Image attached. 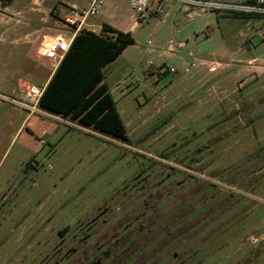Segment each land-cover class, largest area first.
Here are the masks:
<instances>
[{
  "label": "rangeland",
  "instance_id": "obj_1",
  "mask_svg": "<svg viewBox=\"0 0 264 264\" xmlns=\"http://www.w3.org/2000/svg\"><path fill=\"white\" fill-rule=\"evenodd\" d=\"M90 1L0 0V264H83L97 227L140 224L147 198V223L183 230L142 264H264V17L163 0L142 20L106 0L89 26L135 38L104 68L121 141L14 102L55 69L42 47L68 3Z\"/></svg>",
  "mask_w": 264,
  "mask_h": 264
},
{
  "label": "trees",
  "instance_id": "obj_2",
  "mask_svg": "<svg viewBox=\"0 0 264 264\" xmlns=\"http://www.w3.org/2000/svg\"><path fill=\"white\" fill-rule=\"evenodd\" d=\"M232 15H245L248 18L259 16L243 12ZM133 43L135 38L130 31L121 30L107 22L102 25L101 32L88 29L79 31L48 80L39 105L112 138L126 140L128 131L105 80L104 68ZM138 225L121 227L124 229L122 235L128 236L124 243L119 242V238H116L118 242L109 241L116 228H109L110 235L107 238L100 231L97 236L98 252L93 251V244L89 245L82 249L81 259L77 261L83 264H132L142 258L140 264L146 263L152 256H163V250L160 249L173 237L164 243L160 241L166 240V236L175 231L183 230L158 226L150 230L149 227ZM65 229L67 231L68 227ZM162 258L164 256L160 260Z\"/></svg>",
  "mask_w": 264,
  "mask_h": 264
},
{
  "label": "built area",
  "instance_id": "obj_3",
  "mask_svg": "<svg viewBox=\"0 0 264 264\" xmlns=\"http://www.w3.org/2000/svg\"><path fill=\"white\" fill-rule=\"evenodd\" d=\"M163 0H131V7L136 11L139 18L144 20L148 15L154 13H164L161 6ZM186 6L191 5L204 11H215L217 13H251L264 17V0H177ZM106 0H91L89 4L80 6L71 4L68 13L61 19L64 30L55 33L52 42L46 47H42V55L53 61L54 68L64 58L76 35L83 29L93 30L89 26L90 18L98 15ZM44 85L30 84L26 90V98L31 101L21 102L14 100L15 103L28 108V111H38L42 114L50 115L39 105V100L45 90ZM1 96V95H0ZM3 97V96H1ZM8 99L6 97H3ZM39 107V108H37Z\"/></svg>",
  "mask_w": 264,
  "mask_h": 264
},
{
  "label": "flooded vegetation",
  "instance_id": "obj_4",
  "mask_svg": "<svg viewBox=\"0 0 264 264\" xmlns=\"http://www.w3.org/2000/svg\"><path fill=\"white\" fill-rule=\"evenodd\" d=\"M151 197H152V195H149V199ZM140 206H142V207H140ZM141 208H143V209H141ZM133 209H134V211H139V212H141V210H144L145 211L142 215L145 216L146 218L140 223V226L143 225L144 227H147V228L149 227L150 230H151V227H155L156 224H154L153 222L147 223V218L149 216L153 215L152 213H157L158 207H156V208H153L152 206L149 207V205H148V198L145 201H142L139 205H137ZM124 224L125 223H123V224L120 223L119 227L118 226L117 227H114V228L120 229V230L116 231L112 236H110L109 241H114V240H116V238L117 239L119 238V242L120 241L123 242V243L125 242V240L127 239L128 236L127 235H122V232H123L124 229H122L120 227L121 225H124ZM110 227H107V228H105V227H97V228H98L99 231H101L102 236L104 238H107L110 235V232H109V228ZM131 227H139V225L138 224L135 225V226L134 225H131ZM158 227L163 228V227H170V226H169V224L168 225L167 224H162L161 226H158ZM116 242H118V240H116Z\"/></svg>",
  "mask_w": 264,
  "mask_h": 264
},
{
  "label": "crops",
  "instance_id": "obj_5",
  "mask_svg": "<svg viewBox=\"0 0 264 264\" xmlns=\"http://www.w3.org/2000/svg\"><path fill=\"white\" fill-rule=\"evenodd\" d=\"M68 4L71 5V4H75V3H68ZM107 23H109V22H107ZM109 24H111V23H109ZM111 25H113V24H111ZM113 26H114V25H113ZM115 27H116V26H115ZM96 32H97V31H96ZM53 72H54V70H53ZM53 72H52V74H53ZM52 74L50 75V77L52 76ZM50 77H49V79H50ZM49 79H48V80H49ZM47 82H48V81H47ZM47 82H46L45 84H47ZM110 90H111V87H110ZM111 92H112V91H111Z\"/></svg>",
  "mask_w": 264,
  "mask_h": 264
},
{
  "label": "bare ground",
  "instance_id": "obj_6",
  "mask_svg": "<svg viewBox=\"0 0 264 264\" xmlns=\"http://www.w3.org/2000/svg\"><path fill=\"white\" fill-rule=\"evenodd\" d=\"M52 40H53V38L49 39L48 43L46 44V46L49 45L52 42Z\"/></svg>",
  "mask_w": 264,
  "mask_h": 264
}]
</instances>
